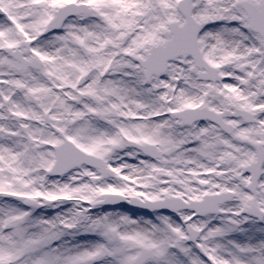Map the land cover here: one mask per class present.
<instances>
[{
	"label": "snow or ice",
	"instance_id": "snow-or-ice-1",
	"mask_svg": "<svg viewBox=\"0 0 264 264\" xmlns=\"http://www.w3.org/2000/svg\"><path fill=\"white\" fill-rule=\"evenodd\" d=\"M0 264H264V0H0Z\"/></svg>",
	"mask_w": 264,
	"mask_h": 264
}]
</instances>
